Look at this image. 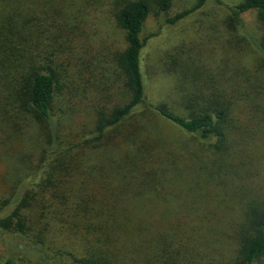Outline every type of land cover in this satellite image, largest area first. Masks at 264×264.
<instances>
[{
	"label": "rangeland",
	"instance_id": "1",
	"mask_svg": "<svg viewBox=\"0 0 264 264\" xmlns=\"http://www.w3.org/2000/svg\"><path fill=\"white\" fill-rule=\"evenodd\" d=\"M168 1L164 11L152 2L153 9L140 33L145 89L135 113H143L139 120L171 153L182 152L179 156L186 159L195 152L197 167H185L181 159L182 169L162 171L154 182L141 185V193L136 191L141 179L133 178L128 184L131 198L124 202L146 208V219L156 228L170 226L173 260L184 264H195L199 259H203L202 264L217 260L232 263L245 210L264 208V28L255 11L232 14V5L241 0H205L173 22L168 19L191 8L196 0ZM89 2L58 59L62 86L53 117L63 145L68 140L89 138L98 114L122 104L129 95L116 62L126 41L114 18L115 2ZM210 99L230 105L239 118L233 141L222 153H214L210 144H202L148 111L149 103L164 102L186 116ZM30 124L22 118L16 129L0 127V218L38 175L43 148L48 147V128ZM95 153H84L81 159L92 162ZM220 166L227 170H220ZM36 220L34 226L40 228ZM33 232L35 228L24 238L0 225V263L11 258L15 264H58L40 260L23 246L25 240L34 242ZM53 246L64 248L53 245L51 238L46 240L44 247L53 250ZM191 246L196 247V254L189 253L194 250ZM66 258L64 264L68 263ZM125 258L134 264L127 255ZM256 264H264V258Z\"/></svg>",
	"mask_w": 264,
	"mask_h": 264
},
{
	"label": "trees",
	"instance_id": "2",
	"mask_svg": "<svg viewBox=\"0 0 264 264\" xmlns=\"http://www.w3.org/2000/svg\"><path fill=\"white\" fill-rule=\"evenodd\" d=\"M114 2V18L126 41L125 48L116 55V62L124 75L128 99L108 112H100L89 138L79 142L68 140L63 145L53 117L62 86L58 59L66 49L75 21L90 2L0 0V127L13 129L19 120L27 118L30 126L43 124L49 131L45 140L48 147L43 148L38 175L15 206L0 218V225L24 238L35 228L34 242L22 238L23 246L40 260L58 264H64L66 257L67 264H130L125 255L134 264H184L172 258L170 226L156 228L155 223L146 219L149 215L146 208L124 202L131 198L128 187L131 179H141L136 190L141 193L145 181L154 182L162 171L182 169L184 158L179 156L182 152L177 154L172 150V154L139 120L143 113H135L145 89L140 61L144 41L140 33L153 9L152 2L159 6V11H164L169 1ZM204 2L196 0L191 8L178 12L168 21L183 18ZM249 11L256 12L264 28V0H241L231 7L235 16ZM262 55L264 59V47ZM204 104L186 116L172 111L164 102L149 103L148 111L202 144H210L214 153H222L233 141L239 118L232 113L230 105L220 100L210 99ZM90 152H96L92 162L81 159ZM190 154L195 156L184 159L185 167L189 164L195 168L198 155ZM44 161L47 162L42 165ZM221 166L220 170H227ZM151 188L156 189L153 185ZM263 210L255 206L245 210L232 263L217 260L204 264H256L264 258ZM35 220L40 228L34 226ZM49 238L53 245L64 248L44 247ZM191 247L194 250L189 253L196 254V247ZM199 260L195 264L203 263V259ZM0 264L15 262L7 258Z\"/></svg>",
	"mask_w": 264,
	"mask_h": 264
}]
</instances>
